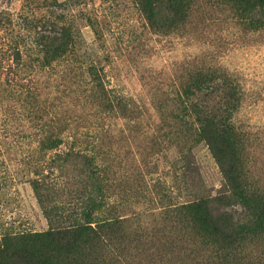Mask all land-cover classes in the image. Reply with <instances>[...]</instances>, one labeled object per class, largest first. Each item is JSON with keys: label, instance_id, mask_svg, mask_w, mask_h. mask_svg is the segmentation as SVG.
<instances>
[{"label": "rangeland", "instance_id": "obj_1", "mask_svg": "<svg viewBox=\"0 0 264 264\" xmlns=\"http://www.w3.org/2000/svg\"><path fill=\"white\" fill-rule=\"evenodd\" d=\"M23 4L0 0V19H11L0 22V222L43 232L109 217L112 208L123 221L109 245L90 247L75 264L101 255L104 264H264V235L219 250L173 210L215 195L223 180L206 144L176 119L181 89L196 73L235 84L234 99H226L242 133V172L264 196V25L241 24L231 0H194L184 25L161 34L134 0H71L77 59L98 61L109 94L125 97L116 107L108 96L111 110L72 56L46 67L13 60L16 35L30 39ZM217 88L203 100L224 106ZM47 129L62 132L57 148L42 144ZM75 139L96 152L100 179L85 166L55 161ZM57 163L51 175L47 165ZM36 164L54 181L38 190L27 181ZM98 188L108 196L104 206L90 200ZM234 210L243 223L244 211Z\"/></svg>", "mask_w": 264, "mask_h": 264}, {"label": "trees", "instance_id": "obj_2", "mask_svg": "<svg viewBox=\"0 0 264 264\" xmlns=\"http://www.w3.org/2000/svg\"><path fill=\"white\" fill-rule=\"evenodd\" d=\"M23 1L26 12L20 18L26 25L24 28L28 30L30 39L29 44L24 43L20 33L16 35L14 43L19 44L12 48L13 60L21 63L27 57L39 66L46 67L68 61L72 56L78 63V69L84 70L92 89L105 104L113 110L111 100H108V96H112L114 106L121 107L125 97L115 92L109 94L112 90L106 87L103 67L98 65V61H81L76 57L77 34L71 14H68L71 0ZM231 1L241 24L264 25V0ZM134 2L146 25L161 34H169L182 27L194 5V0ZM0 22L10 25V16L1 17ZM217 86L221 88L220 97L224 99V106L218 105V102L210 105L203 100L207 95L216 94ZM236 93V86L230 78H223L221 84H217L215 77L196 73L186 87L181 89L179 112L176 116L182 127L187 131H194L196 139L206 144L219 166L223 180L215 195L197 197L178 204L173 210L179 213L180 221L194 229L199 236L202 235L203 239L211 240L219 250L237 248L249 237L264 235V196L254 190L244 178L239 152L242 133L230 119L233 106L228 105L226 99H234ZM61 134V131L55 133L51 129L45 130L42 144L48 150L57 148L63 142ZM74 136L72 138L77 135ZM78 141L75 139L71 142L67 151L55 154L58 157L55 161L85 166L93 178L100 179L102 166L96 159V152L84 146L82 140ZM36 165L38 169L33 171L34 177H29L27 181L38 190L54 182L50 178L59 164L47 165L51 175L41 170V165ZM107 197L98 188L95 197L90 200L94 202L93 205L104 206ZM237 207L247 216L243 223H239L240 219L233 214ZM106 211L110 214L109 217L93 221L89 217L84 222L74 221L66 228H52L43 232L21 227L20 224L14 226L13 222L6 221L5 225L0 222V264H75L76 259L80 260L84 253L92 251L90 247L108 246L112 229L122 223V219L110 213L112 208H106ZM0 214H3L1 210ZM90 222H95V225L91 226ZM101 256L93 257L90 264H104L106 259Z\"/></svg>", "mask_w": 264, "mask_h": 264}]
</instances>
